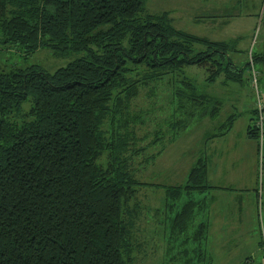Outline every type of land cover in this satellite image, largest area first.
<instances>
[{
  "label": "trees",
  "instance_id": "1",
  "mask_svg": "<svg viewBox=\"0 0 264 264\" xmlns=\"http://www.w3.org/2000/svg\"><path fill=\"white\" fill-rule=\"evenodd\" d=\"M145 2L0 0V46L72 55L52 71L0 67V264H132L139 189L150 184L163 187L169 241L191 239L195 258L205 257L207 223L185 232L201 207L192 193L210 186L207 156L182 183L143 181L140 170L196 120L216 119L207 138L227 133L234 113L218 120L223 101L207 86L221 76L222 85L240 80L253 66L264 91V52L237 63L236 40L175 27L169 11L151 13ZM190 65L205 68L202 83L186 74ZM163 77L171 89L166 128L141 133L147 112L131 101ZM258 111L245 131L262 157Z\"/></svg>",
  "mask_w": 264,
  "mask_h": 264
},
{
  "label": "rangeland",
  "instance_id": "2",
  "mask_svg": "<svg viewBox=\"0 0 264 264\" xmlns=\"http://www.w3.org/2000/svg\"><path fill=\"white\" fill-rule=\"evenodd\" d=\"M144 5L151 13L169 11L173 25L188 32L209 39L236 40L237 51L232 56L237 63L249 60L251 52H264V0H146ZM70 58L72 55L57 56L48 47L25 55L14 46H0L1 68L33 63L52 71ZM250 68L242 71L240 80L222 85L221 76L207 86L210 93L223 101L217 119L234 113L227 133L207 138L216 129V119L196 120L140 170L143 181L182 183L196 159L207 156L206 181L210 186L192 193L201 207L185 232L190 234L198 221L207 223L202 242L205 257L195 258L191 239L181 246L176 241L180 237L175 242L169 241V225L164 222V216L171 214H167L163 203V187L150 184L139 189L142 207L136 224L137 245L132 264H264V133L261 157L257 140L247 137L245 131L251 121V109L258 100L264 102V91L260 85L258 89L252 85ZM184 70L198 83L206 75L203 66L190 65ZM168 79L163 77L143 87L142 93L131 101L134 111L147 112L141 133L166 128L164 122L171 110ZM160 147L157 143L150 150ZM184 199L185 195L177 201L178 205Z\"/></svg>",
  "mask_w": 264,
  "mask_h": 264
},
{
  "label": "built area",
  "instance_id": "3",
  "mask_svg": "<svg viewBox=\"0 0 264 264\" xmlns=\"http://www.w3.org/2000/svg\"><path fill=\"white\" fill-rule=\"evenodd\" d=\"M249 73L251 74L250 75V79H251L252 85H254V87L258 89V86L256 84V80H257L258 74H257V70L255 69V67L251 66V68L249 70ZM260 106H261V103L258 100L256 107L259 109V111H258V114H257V121H256V123H257V125H258L259 128H261L262 121H263L262 117L264 115L261 112V110H260L261 109Z\"/></svg>",
  "mask_w": 264,
  "mask_h": 264
}]
</instances>
